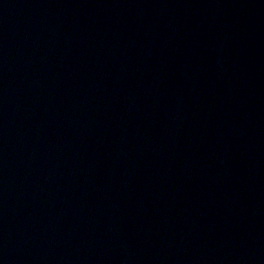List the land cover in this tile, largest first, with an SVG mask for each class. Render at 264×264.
Wrapping results in <instances>:
<instances>
[{
    "label": "water",
    "instance_id": "obj_1",
    "mask_svg": "<svg viewBox=\"0 0 264 264\" xmlns=\"http://www.w3.org/2000/svg\"><path fill=\"white\" fill-rule=\"evenodd\" d=\"M0 264H264V0H0Z\"/></svg>",
    "mask_w": 264,
    "mask_h": 264
}]
</instances>
